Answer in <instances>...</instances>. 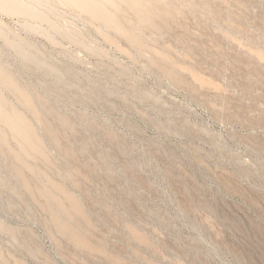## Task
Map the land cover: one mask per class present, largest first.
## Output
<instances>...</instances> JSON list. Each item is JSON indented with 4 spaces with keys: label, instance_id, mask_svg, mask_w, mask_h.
I'll list each match as a JSON object with an SVG mask.
<instances>
[{
    "label": "rangeland",
    "instance_id": "obj_1",
    "mask_svg": "<svg viewBox=\"0 0 264 264\" xmlns=\"http://www.w3.org/2000/svg\"><path fill=\"white\" fill-rule=\"evenodd\" d=\"M95 1L126 32L70 0L0 8V65L42 117L1 93L49 150L27 189L0 122V264H264V0ZM74 198L90 246L52 207Z\"/></svg>",
    "mask_w": 264,
    "mask_h": 264
},
{
    "label": "bare ground",
    "instance_id": "obj_2",
    "mask_svg": "<svg viewBox=\"0 0 264 264\" xmlns=\"http://www.w3.org/2000/svg\"><path fill=\"white\" fill-rule=\"evenodd\" d=\"M71 2H73V5L75 4L76 6L78 5L79 7H81V9L83 8V10H87L89 11L91 14H93L95 17L105 21L106 23H108L111 27H113L115 30L117 31H124L126 32V28L123 27V24L121 23V19H117L115 17H113L105 8V6L107 5H103V4H100V3H97L95 0H70ZM107 2L109 3H112V0H106ZM127 1L131 7L133 9L136 10V12L142 16L143 18H147L150 20V15H149V10L147 9V7L145 6V2L146 1H152L156 4H160V5H163V0H125ZM0 8L3 9V10H6L8 12H14V13H24V14H27V15H31V16H35L37 15L38 12H36V10H34L31 6H28V5H23L21 3L18 2V0H0ZM84 10V11H85ZM86 11V12H87ZM88 12V13H89ZM41 14V13H40ZM39 13L37 16L35 17H43L41 16ZM131 38V37H130ZM17 46V45H16ZM21 54L23 55V59L24 60H27L29 62H36L38 63L39 65H42L40 63V61L38 59H36L33 54L29 53L27 50H25L22 46H18ZM36 56V55H35ZM26 61V62H27ZM28 63V62H27ZM42 66H46L45 64L42 65ZM48 69H51L52 71H56L54 70L53 68H50V66H47ZM6 70H4L1 65H0V78L2 79L3 81V84L10 87L11 89H13L14 91H16L17 93H19L21 95V97L24 98V102L28 105L29 108H31L34 113L36 115H38L39 117H42V112H40V110L38 109V107L36 106V103H35V99L32 97V95L27 92V91H24L21 86L15 81V79L9 74L7 73V71L5 72ZM61 71V70H60ZM65 73V72H64ZM7 93V92H6ZM37 95V94H36ZM20 100V99H19ZM11 103V102H10ZM21 104V103H20ZM47 104V103H46ZM22 105V104H21ZM29 112V111H28ZM46 114V113H45ZM53 115V113H52ZM55 116V115H54ZM37 117V116H36ZM42 120V118H40ZM38 120V119H37ZM36 120V121H37ZM69 120V118H68ZM0 122L3 123V125L6 126V128H8L9 130H11V132L16 136L18 137L21 142H22V150L20 152V154H18L16 156V159L18 161V165L16 164V167L17 168V173L20 177L24 178V170L25 169H29L32 168L31 167V164L30 162L28 163L26 161V154H47L46 152H44V148H43V143L45 145V142L41 143L42 140L40 137V140L37 136V133L34 129V127L22 116V114L17 110L15 109V107H13L12 105H10L7 100L3 97L2 93H1V90H0ZM44 122V121H43ZM42 122V123H43ZM48 122V121H47ZM45 123V122H44ZM66 123H69L68 121H66ZM38 124V123H37ZM70 124V123H69ZM51 125V124H50ZM49 126V125H48ZM66 126V125H65ZM46 127V126H45ZM37 128V127H36ZM50 128V126H49ZM53 128V126H52ZM70 128V126H69ZM46 129V128H45ZM51 130V128H50ZM38 131V130H37ZM48 132V131H47ZM59 133V132H58ZM39 134V133H38ZM55 134V133H54ZM57 134V132H56ZM40 135V134H39ZM3 137V136H2ZM0 138V143L3 144V146L5 145H8L7 141L5 138ZM51 137V136H50ZM54 137V135H53ZM17 138V139H18ZM55 138V137H54ZM56 139V138H55ZM19 140V141H20ZM9 142V141H8ZM13 143V142H11ZM55 143V142H54ZM1 146V145H0ZM46 147V146H44ZM47 148V147H46ZM66 148V147H65ZM70 148V147H69ZM6 149V148H5ZM47 150V149H46ZM59 150V149H58ZM62 150V149H61ZM1 152V151H0ZM69 152V151H67ZM2 153V152H1ZM71 153V152H70ZM5 154V152L3 153ZM52 154V153H51ZM13 156V155H12ZM36 156V155H35ZM50 156V155H49ZM46 157V155H45ZM50 158V157H48ZM47 158V159H48ZM12 159V158H11ZM44 161V159H43ZM51 161V165H52V160ZM49 161V162H50ZM45 162V161H44ZM13 165V164H12ZM49 165V164H48ZM15 166V165H14ZM34 168V167H33ZM38 170V169H37ZM32 171V169H31ZM35 171V169L33 170ZM40 173V172H39ZM42 173V172H41ZM42 175V174H41ZM33 176V175H32ZM39 176V175H38ZM44 176V175H43ZM46 176V174H45ZM19 177V178H20ZM27 177V176H26ZM25 177V180H24V184L25 186L27 187V189L29 188L30 190V185L31 182L29 183L28 180H26L27 178ZM48 178V177H47ZM32 179V178H31ZM23 180V179H22ZM35 180V178L33 179ZM20 182V181H19ZM38 183V182H37ZM52 183V181L50 180V184ZM39 184V183H38ZM56 184V183H55ZM35 185V184H34ZM44 186V185H43ZM42 186V187H43ZM47 186V185H46ZM40 187V186H39ZM38 187V189H39ZM54 187V186H53ZM45 188V187H44ZM43 188V189H44ZM48 188V187H47ZM52 188V187H51ZM50 188V190H51ZM55 188V187H54ZM58 188V187H57ZM55 188V189H57ZM64 188V187H63ZM28 190V191H29ZM59 190V189H58ZM32 191V190H31ZM42 191V190H40ZM48 191V190H47ZM57 191V190H56ZM34 192V191H33ZM39 192V191H38ZM29 193V192H28ZM47 195L50 194V192H45ZM64 193V192H63ZM42 194V192H41ZM53 194V193H52ZM45 195V194H44ZM43 195V196H44ZM51 195V194H50ZM72 195V194H71ZM69 194V196H71ZM52 196V195H51ZM73 196V195H72ZM46 197V196H45ZM50 197V196H48ZM67 197V196H66ZM50 199V198H49ZM61 199V198H60ZM68 199V198H67ZM71 199V198H70ZM73 199V197H72ZM53 200L55 201L54 197H53ZM76 198H74L73 201H75L72 205L73 207L71 206V209L69 210H66L67 208H65L61 203V200L60 201H57L54 205V202H53V206L54 208H56L55 211L57 216H60L62 215H65V219L63 218V222L61 223V227L70 233V235L75 239V243H80L84 245H88L89 244V240L90 238H86L85 236V233H84V230L79 227V225H76L74 223V215H76L77 213H79L80 216L83 217V213L82 215L80 214V207L78 205V203H76ZM72 202V200H70ZM48 202H51V201H48ZM69 202V203H71ZM47 204V203H46ZM71 205V204H70ZM51 207V208H52ZM53 209V208H52ZM51 211V210H50ZM54 211V212H55ZM84 212V211H83ZM55 217V216H54ZM78 217V215H77ZM76 217V218H77ZM86 216H84L85 218ZM59 219V217H58ZM83 219V218H81ZM80 219V220H81ZM87 219V218H86ZM85 219V220H86ZM54 220V219H53ZM79 221V220H78ZM83 221V220H82ZM60 222V221H59ZM59 222H58V225H59ZM79 224V223H78ZM84 225V223H83ZM82 225V226H83ZM90 225V224H89ZM62 231V230H61ZM86 231V230H85ZM69 238V237H68ZM71 239V238H70ZM92 242V240H91ZM74 243V244H75ZM94 246V244H92ZM92 245H91V248H92ZM96 245V244H95ZM90 246V244L88 245ZM86 246H84L85 248ZM96 247V246H95ZM90 248V247H89ZM88 248V249H89ZM94 249V248H92ZM91 249V250H92ZM95 251H96V248H95ZM100 251V249H99Z\"/></svg>",
    "mask_w": 264,
    "mask_h": 264
}]
</instances>
